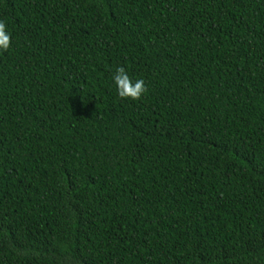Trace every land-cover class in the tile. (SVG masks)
<instances>
[{
	"label": "trees",
	"instance_id": "16d2710c",
	"mask_svg": "<svg viewBox=\"0 0 264 264\" xmlns=\"http://www.w3.org/2000/svg\"><path fill=\"white\" fill-rule=\"evenodd\" d=\"M0 20V264H264V0H0Z\"/></svg>",
	"mask_w": 264,
	"mask_h": 264
},
{
	"label": "clouds",
	"instance_id": "9594fccd",
	"mask_svg": "<svg viewBox=\"0 0 264 264\" xmlns=\"http://www.w3.org/2000/svg\"><path fill=\"white\" fill-rule=\"evenodd\" d=\"M11 46V33L7 30L6 22L0 20V51L7 52ZM112 79L121 99L138 101L141 100L148 92V87L145 81L143 79L134 80L123 66L116 68Z\"/></svg>",
	"mask_w": 264,
	"mask_h": 264
}]
</instances>
